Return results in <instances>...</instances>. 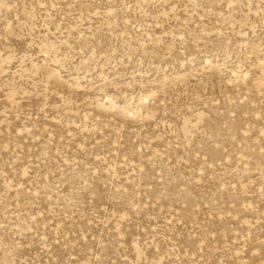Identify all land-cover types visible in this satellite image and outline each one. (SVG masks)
Returning <instances> with one entry per match:
<instances>
[{
	"label": "rangeland",
	"instance_id": "1",
	"mask_svg": "<svg viewBox=\"0 0 264 264\" xmlns=\"http://www.w3.org/2000/svg\"><path fill=\"white\" fill-rule=\"evenodd\" d=\"M0 264H264V0H0Z\"/></svg>",
	"mask_w": 264,
	"mask_h": 264
}]
</instances>
